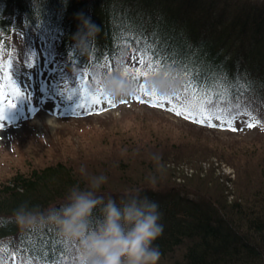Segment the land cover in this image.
<instances>
[{
	"label": "trees",
	"instance_id": "obj_1",
	"mask_svg": "<svg viewBox=\"0 0 264 264\" xmlns=\"http://www.w3.org/2000/svg\"><path fill=\"white\" fill-rule=\"evenodd\" d=\"M200 3L0 0V29L46 28L77 65L113 61L125 46L140 44L194 98H249L259 102L264 120V1L215 0L208 10ZM8 9L20 22L5 15ZM217 11L233 16L221 31ZM140 183L122 191L87 186L62 163L18 173L0 187V240L27 258L54 263L72 243L125 228L162 257L183 247L172 264H264L262 190L230 211L218 198L172 182Z\"/></svg>",
	"mask_w": 264,
	"mask_h": 264
},
{
	"label": "rangeland",
	"instance_id": "obj_2",
	"mask_svg": "<svg viewBox=\"0 0 264 264\" xmlns=\"http://www.w3.org/2000/svg\"><path fill=\"white\" fill-rule=\"evenodd\" d=\"M25 33H1L0 92L9 96L19 67L39 69L33 90H44L47 96H40L56 113L40 108L32 121L0 134V187L18 173L62 163L87 186L122 191L134 181L172 182L192 195L218 198L230 211L235 202L264 192L259 102L230 106L213 95L194 98L181 83L153 73L136 48L116 65L76 67L60 54L55 37ZM96 96L100 100H92ZM102 235L73 246L68 264H172L184 253L180 247L171 256L157 255L139 234L123 228ZM8 251L14 250L0 248V264H26L16 254L6 256Z\"/></svg>",
	"mask_w": 264,
	"mask_h": 264
},
{
	"label": "bare ground",
	"instance_id": "obj_3",
	"mask_svg": "<svg viewBox=\"0 0 264 264\" xmlns=\"http://www.w3.org/2000/svg\"><path fill=\"white\" fill-rule=\"evenodd\" d=\"M24 99H26L25 97H24ZM32 104L30 103V105L28 104V106H31Z\"/></svg>",
	"mask_w": 264,
	"mask_h": 264
}]
</instances>
